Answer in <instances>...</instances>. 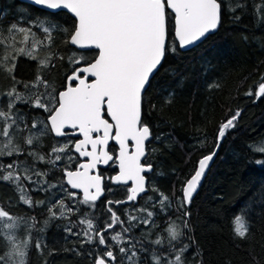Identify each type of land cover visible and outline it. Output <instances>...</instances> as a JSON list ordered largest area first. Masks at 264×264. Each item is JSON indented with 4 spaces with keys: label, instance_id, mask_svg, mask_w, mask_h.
I'll use <instances>...</instances> for the list:
<instances>
[{
    "label": "trees",
    "instance_id": "1",
    "mask_svg": "<svg viewBox=\"0 0 264 264\" xmlns=\"http://www.w3.org/2000/svg\"><path fill=\"white\" fill-rule=\"evenodd\" d=\"M237 4L240 6L236 11H230V7ZM50 14L60 22L62 29H72L74 18L65 11L49 12L18 0H0V39L11 37L13 34L7 29L16 24L30 27L43 41L36 46L37 59L17 57L14 75L22 83L16 87L25 95L30 93L23 85L35 81L40 59L52 57L49 67L43 69L42 78L58 91L77 67L69 63V58L79 55V50L65 43L68 39L65 32L55 31L49 42L43 30L37 29L36 21ZM15 35L17 48L29 46L19 43L23 39L21 34ZM7 43L5 40L0 45V51ZM169 45L175 51L167 54L143 100L142 119L152 132L146 143L147 158L143 160L152 164V171L147 175V192L135 203L110 205L122 224L109 229L105 238L112 245L118 264H128L126 256L118 251L110 237L131 227V231L122 232L121 246L135 245L136 264H153L154 255L160 256L166 264V259L173 255L169 251L172 244L168 229L178 226L183 234L179 243H172L177 247L184 243L190 245L184 254L185 264H264V165L257 163L264 160V151L258 150L264 148V96L257 99L254 95L264 82V0H223L221 23L215 33L185 51L179 49L174 36ZM12 83L9 73L0 70V91H8ZM31 91L42 93L46 89L39 85ZM250 91L253 94L246 95ZM5 103L6 97L0 96V107ZM17 107L24 117L20 123L27 125V128L13 130L14 140L23 154L0 156V164L32 163V157L27 155L30 151L48 159L54 146L75 140L69 135L56 138L49 132L34 145H28L25 139L38 131L32 129V123L34 120L46 122L48 113L31 104L18 102ZM238 109L242 115L236 127L223 138L200 190L190 204H183L182 186L186 179L193 174L199 159L216 148L220 124ZM109 150L115 153L116 147L110 144ZM58 154L62 159L55 165L35 161L36 171L47 172L44 177L33 176L34 180H43L40 190H32L35 185L21 181L29 189L31 207L20 201L18 190L11 182L3 181H0V204L20 218L17 242L31 238L26 264H94V256L102 247L98 243H81L86 225L79 221L93 219L97 230L102 229L111 222L107 202L125 199L128 187L110 182L116 172L114 162L110 163L100 169L104 177V196L94 207L85 206L80 203V194L67 187L63 176L65 167L74 169L80 163L78 155L74 150ZM68 156L73 157L71 163ZM20 174L23 176L22 172ZM67 192H74L75 198H69ZM161 193L169 197L164 210L159 204ZM60 199L66 209L72 208L74 212L66 211L61 217L57 208L54 209L57 215L52 217L48 209ZM39 201L44 203H37ZM144 208L155 213L154 223H142V219L147 218V212L140 211ZM185 211L189 213L187 217L183 215ZM237 215L243 216L249 229L245 238H239L234 232ZM130 216L137 219L130 221ZM184 220L188 222L187 228H183ZM68 228L81 235L69 234ZM156 239H161L162 245L152 243ZM37 241L41 250L35 247ZM8 250L5 240H0V256Z\"/></svg>",
    "mask_w": 264,
    "mask_h": 264
},
{
    "label": "snow or ice",
    "instance_id": "2",
    "mask_svg": "<svg viewBox=\"0 0 264 264\" xmlns=\"http://www.w3.org/2000/svg\"><path fill=\"white\" fill-rule=\"evenodd\" d=\"M36 6H42L48 10H67L74 17L72 29L61 28L60 22L50 14L36 21L37 29H42L45 40L52 39V33L63 31L68 39L65 43L75 46L79 55L73 54L69 63L77 65L70 75L66 77L67 84L63 90H57L49 81L42 78L43 69L48 68L51 56L39 60V69L34 82L25 83L23 86L29 91V95L21 93L17 85L22 83L17 80L14 72L18 56H27L37 59L35 49L43 43L36 37L30 27H18L12 24L7 32L13 34L0 39V45L7 40V45L0 51V70L7 71L13 81L11 88L0 96L6 97V103L0 107V156L20 155L22 149L15 142L13 130L27 128L21 124L24 117L20 113L17 103L31 104L35 109H42L48 113L46 122L34 120L31 127L38 129L36 133L25 139L28 145H34L40 137L51 132L57 137L69 135L68 129L82 136V139L68 141L61 146H54L48 154L49 158L39 155L35 151L27 153L32 157V163L25 164L22 161H12L6 165L0 164V181L11 182L19 193L20 201L29 207L33 205L29 189L21 181L24 180L36 187L32 190H40L42 179L47 172L36 171L35 161L55 165L62 157L58 153L67 154L74 150L81 158H87V162L78 163L75 171L64 169L67 185L72 189H80L83 199L80 201L85 206L94 207L95 202L102 195V176L90 175L99 164L116 162L119 173L110 177L113 183L127 184V201H133L139 193L145 192V175L152 171L151 163H142L146 160V142L152 137L150 126L142 119V107L144 94L151 86V80L159 71L169 51V40L173 33L178 41L179 48H185L200 41L221 23L223 0H30ZM230 7L235 12L236 8ZM16 33L23 36L19 43H28L29 46L16 47ZM31 38V40H30ZM94 53V54H93ZM63 59V57H59ZM43 85L45 92H32L33 88ZM250 91L246 95H252ZM257 99L264 96V83L259 84V90L254 93ZM241 110L222 122L216 138V150H218L223 138L228 131L235 128ZM107 117V118H106ZM110 118V119H109ZM40 125H44L40 127ZM114 141L119 146L118 153L109 150V142ZM74 145V149L70 148ZM90 149V150H89ZM213 150L198 161V166L190 178L182 186V203L190 204L194 193L197 191L210 161L216 155ZM264 151V148L258 149ZM54 156V159L51 157ZM71 163L73 157L68 156ZM264 165V160L257 161ZM23 173V176L20 173ZM49 187H55L49 184ZM66 191V190H65ZM159 201L162 210L166 208L169 197L160 194ZM69 198H75L74 192H67ZM151 199V197L149 198ZM125 201H108V211L111 213L110 223L97 230L93 219H81L79 223L86 225L82 235V244H96L102 247V251L94 256V264H118L112 245L105 238L109 229L122 224L120 217L112 210L113 203ZM43 204V201L37 202ZM11 206V201H9ZM59 209V215L73 213L74 209L65 208L62 199L56 200L48 211L52 217L57 215L54 209ZM140 211L147 212V218L142 219L145 225L150 224L153 211L147 208ZM189 215L187 211L183 213ZM137 219L130 216L129 220ZM20 218L13 216L0 204V240H5L8 252L0 256V264H26V256L30 244V237L21 242L16 240V230L19 228ZM134 226V225H132ZM188 227L187 220L183 222V228ZM248 227L245 219L237 215L234 219V232L239 238H245ZM71 235H81L73 232L72 228L66 229ZM131 231V227L123 228L122 232ZM122 232H116L110 237L118 251L126 256L128 264H136L137 251L131 247L121 246L124 241ZM169 243L172 247V257L166 259V264H185L184 254L190 245L184 243L177 247L172 242L179 243V237L183 234L178 226L168 229ZM156 245H162L161 239L152 241ZM35 247L41 250V244L36 242ZM130 253V254H129ZM91 254V253H90ZM167 253L165 256L167 257ZM123 259V257H121ZM153 264H165L160 256H153Z\"/></svg>",
    "mask_w": 264,
    "mask_h": 264
},
{
    "label": "water",
    "instance_id": "3",
    "mask_svg": "<svg viewBox=\"0 0 264 264\" xmlns=\"http://www.w3.org/2000/svg\"><path fill=\"white\" fill-rule=\"evenodd\" d=\"M18 1H20V2H24V3H27V4H30V5H33V6L37 7V8H40V9H43V10H46V11H49V12L65 11L66 13H68L70 16L73 17V15H72L71 13H69L66 9H65V10H48V9L42 7V6H36V5H34L33 3L30 2V0H18ZM73 18H74V17H73ZM216 30H217V29H216ZM216 30H214V31H212V32H210V33H208V34L206 35V37L202 38L200 41L196 42L195 44H193V45H189V46H187V47H185V48H179V49L182 50V51H185V50L191 49L192 47L197 46V45H198L199 43H201L204 39H206L209 35L215 33ZM173 36H174V33H173ZM174 39H175V37H174ZM175 41H176V40H175ZM176 42H177V44H178V41H176ZM69 45L72 46V47H74V48H76L75 46H73V45H71V44H69ZM178 47H179V46H178ZM76 49H77V48H76ZM77 50H78V49H77ZM70 74H71V73H70ZM70 74H69V75H70ZM263 83H264V82H263ZM66 84H67V80H66ZM66 84H65V86H66ZM62 90H63V89H62ZM106 118H107V117H106ZM109 119H110V118H109ZM46 120H47V118H46ZM67 131H68V133H69V136L76 137L75 140H77V139H82V138H83L82 136L78 135V133H75V130L68 129ZM51 134H52L54 137L59 138V137L55 136L54 133H51ZM146 143H147V142H146ZM110 144H113V145L116 147V152H115V153H118V151H119V146H118L114 141H110V142H109V145H110ZM73 149H74V145H73ZM89 150H90V149H89ZM214 150H216V148H215ZM74 152H75V151H74ZM75 153H76V152H75ZM76 154H77L78 157H79V154H78V153H76ZM208 154H209V153H208ZM208 154H206V155H208ZM217 155H218V150H216V155L214 156L213 160L210 161V163H209V167H208L207 170H206V174L203 176L202 181H201L200 185L198 186L197 191L194 193L192 199L195 197V195H196V194L198 193V191L200 190V188H201V186H202V184H203V182H204V180H205V178H206V175L208 174L210 168L212 167L213 163H214L215 160H216ZM204 156H205V155H204ZM202 157H203V156H202ZM202 157H201V158H202ZM201 158H200V159H201ZM79 159H80V163L87 162V158H81V157H79ZM200 159H199V160H200ZM143 160H144V159L142 158V163H143ZM110 162H111V161H110ZM110 162H109V163H110ZM107 165H108V164H107ZM107 165H105V164H99V165H97L96 169H94V170H92V171L90 172V175H101V174L99 173V170H100L101 168L106 167ZM114 165H115V167H116V172H115L112 176H115V175H117V174L119 173L118 164H117L116 162H114ZM197 166H198V162H197L196 167H197ZM195 169H196V168H195ZM68 170L75 171V168H74V169H68ZM149 173H151V171H150V172H147V173H142V175H145V177H146V180H145V192H143V193H139V194L137 195V198H136L135 200H133V201H127V197H126L125 199L121 200V201H125L124 203H131V202L135 203V202H136V201H137L142 195H144V194L147 192V184H148V177H147V175H148ZM193 173H194V172H193ZM63 176H64V172H63ZM101 176H102V175H101ZM112 176H111V177H112ZM102 178H103V177H102ZM188 178H190V176H189ZM64 181H65V184L67 185L66 177H65V176H64ZM110 181H111V179H110ZM185 182H186V181H185ZM111 183L114 184V185H125V186H128V188H130V187L133 186L131 181H129L127 184H117V183H113L112 181H111ZM67 187H68L70 190H72V191H74V192L80 194V196H81L82 199H83V193H82V190H80V189H72L69 185H67ZM102 188L104 189V178L102 179ZM104 193H105V190L102 192V195L98 198V200L101 199V198L104 196ZM127 195H128V194H127ZM192 199H191V200H192ZM124 203H120V204H124ZM113 205L116 206L117 203H114Z\"/></svg>",
    "mask_w": 264,
    "mask_h": 264
},
{
    "label": "flooded vegetation",
    "instance_id": "4",
    "mask_svg": "<svg viewBox=\"0 0 264 264\" xmlns=\"http://www.w3.org/2000/svg\"><path fill=\"white\" fill-rule=\"evenodd\" d=\"M76 139V137H74ZM75 141V140H74ZM110 163H113V162H110ZM109 163V164H110ZM114 164V163H113ZM115 166V165H114ZM105 168V167H104ZM102 169V168H101ZM99 173H100V170H99ZM103 177V176H102ZM104 178V177H103ZM111 182V181H110ZM128 187V186H127ZM128 190V189H127ZM128 194V193H127Z\"/></svg>",
    "mask_w": 264,
    "mask_h": 264
}]
</instances>
